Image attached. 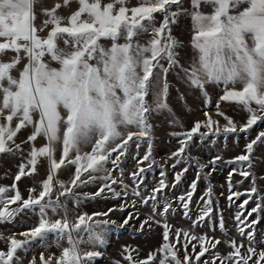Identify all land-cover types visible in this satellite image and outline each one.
Masks as SVG:
<instances>
[{"label":"snow or ice","instance_id":"1","mask_svg":"<svg viewBox=\"0 0 264 264\" xmlns=\"http://www.w3.org/2000/svg\"><path fill=\"white\" fill-rule=\"evenodd\" d=\"M72 3L77 8L68 17L58 15ZM42 4L43 0H0V154L21 157L12 185L0 186V224L13 223L21 215L36 217L25 231L6 239L0 233L7 245L0 249V264H23L20 254L36 243L45 251L53 247L57 251L47 256L42 251L28 264H95L103 255L97 248L107 243L109 227H134L145 206L150 212L136 231L155 224L162 229V242L142 259L133 257V251L139 254L137 249L125 246L121 256L127 264H264V248H259L264 237L257 239L254 226L259 220L253 217L264 214V196L255 179L234 216L239 242L228 235L222 216L218 227L227 239L194 231L197 227L215 231L211 187L195 219L190 204L198 181L174 198L183 218L190 221L188 228L175 229L169 217L177 207L164 199L165 189L174 184L167 182L166 173L161 171L150 194L141 190L144 174L156 163L151 120L155 113L171 111L167 103L171 73L198 89L206 108L211 103L206 86L220 87L215 114L226 122L222 125L205 110V120L195 121L190 130L172 132L179 144L169 157L174 160L172 169L194 164L199 177L208 165L188 155L194 138L227 139L264 123V0H190V10L183 8V0H138L133 5L129 0H62L52 8ZM37 5L44 17L39 25ZM157 14L162 17L158 26ZM181 15L189 16L192 25L193 56L187 66L180 63L181 43L171 27ZM145 36L149 38L142 43ZM222 102L245 112L246 122L238 127L220 110ZM172 124L183 127L175 119ZM28 129L29 135L18 143V135ZM40 140L44 143L37 146ZM258 143H264V130L245 145L244 154L228 161L237 165L232 173L249 179L250 157ZM22 144L27 145L26 153ZM142 144L146 151L136 170L128 173L130 186L125 183L122 157L131 145L139 149ZM220 159L208 162V174ZM45 162L46 178L39 187H30L25 198L18 182L37 174L38 165ZM68 170L70 178L60 179ZM187 171L185 166L175 172V183ZM232 173L230 202L241 196L232 191ZM97 184L94 193L77 191ZM97 198L118 203L106 211H85V201ZM250 201L255 206L245 208ZM117 212L124 215L120 223L111 219ZM222 243L231 249L227 254L219 252ZM177 244L183 249L182 258ZM206 254L210 255L202 259Z\"/></svg>","mask_w":264,"mask_h":264},{"label":"rangeland","instance_id":"2","mask_svg":"<svg viewBox=\"0 0 264 264\" xmlns=\"http://www.w3.org/2000/svg\"><path fill=\"white\" fill-rule=\"evenodd\" d=\"M137 2L130 0L129 5L136 4ZM57 3H62V0H43L42 6L45 8H52ZM76 8V3H72L70 8L62 7L59 9L58 15L64 16L66 18ZM183 8L190 10V0H183ZM204 11H208V9L205 8ZM43 19L44 17L42 16V20ZM161 19L162 17L157 14V26L159 25ZM171 27L172 35L181 43V46L177 49L180 63L187 66L186 62H189L193 56V50L191 48V19L189 16L181 15L177 18V22ZM148 38L149 37L147 36L143 37L141 42L143 43ZM249 44H251V40H249ZM52 66H55V64L53 63ZM168 81L169 93L167 97V103L171 111L164 110L159 113H155L151 120L154 126L152 158L156 163L144 174L146 178L141 190L146 194H150L151 187L155 185L161 178V171L166 173L167 182L170 185L174 184V187L165 189L166 195L164 196V199L171 200L174 206L177 207V213L169 217V223L173 225L175 229L188 228L190 221L183 218L182 210L178 206V201H176L174 198L189 191L191 183L193 181H198L197 189L193 195L192 203L190 204V208L192 210L191 215L193 216V219H195L196 215H198V209L201 207L202 198L206 196L209 187H211L215 210L214 216L217 217V220L213 225L215 227V231L213 233L207 227H197L194 229V231L198 234H204L207 232L209 235H215L216 238H220L222 240L227 239V237L219 230L218 227V218L222 216L225 221V227L227 229L228 235L236 238L239 242L241 238L239 237V234L235 228L234 216L237 212V205L247 198L244 194L250 189L251 181L253 179L256 180V185L260 190V196H264V143H258L254 146V151L250 157L253 166L252 168L248 169V171H250L252 174L249 179L245 180L238 173H232L233 168H236L237 165L228 163V161L233 160L234 157L240 154H244L245 145L252 139H255L259 131L264 130V123H261L259 126H254V128L247 134L240 133L238 136L236 134H230L227 139H225L223 136L210 137L208 140L201 142L199 139L194 138L193 143H191L188 149V155L194 160L208 165V167L204 169V173L200 174L199 177L194 164L191 166L177 165L176 169H172L170 165L174 162V160L169 159V157L171 153L176 151L179 147L177 138L171 135L172 132L190 130L193 127L195 121H203L206 119L203 115L205 110L209 111L210 115H212V118L214 120H219L222 125L226 122L222 117L215 114V103L219 95L222 94L220 87L215 85L206 86L209 97L211 98V103L206 108L205 97L198 89L191 88L175 73H171L169 75ZM220 110L225 112L227 116L231 117L235 122H237L238 127L239 125L246 122L247 114L243 111H240L235 105L229 106L222 102ZM174 119L177 120L179 124L183 125V127L181 128L173 125L172 121ZM201 131H204V129ZM24 132L25 131L22 130L18 135V143L25 139L23 134ZM26 146L27 145L22 144V148H25ZM145 151L146 145L142 144L139 149H137L135 145H131L126 156L122 157L123 163L121 167L125 174V183L129 184L130 186H132V180L130 176H128V173L136 170L137 160L144 155ZM217 156L221 157V159L216 161V170L208 174L209 169L211 168V165L208 164V162L215 159ZM20 163L21 157L19 153L16 155L0 154V186L12 185L15 174L18 173V166ZM185 166H188V171L183 174L179 183H175L174 173ZM230 173H232V191L241 193L239 199L233 197L232 202L227 199L228 195L230 194L228 187V177ZM70 175L71 170L62 171L59 178L62 180H68ZM113 175H118V173H113ZM45 178L46 175L40 180L37 179L38 181L34 180L35 174L30 177H22L21 181L18 182V187L22 195L27 198L29 194L28 189L33 186L39 187L40 182ZM97 187L98 184L83 187L77 189V191L79 193H94L97 190ZM117 190H119L118 187ZM258 198L259 197H257V199ZM117 203L118 201L111 198H97L96 200L85 201L83 208L89 213L94 211H106L108 208L115 206ZM254 206L255 204L250 201V203L246 205L245 208L250 209ZM13 207H15V205ZM131 210L135 211V209ZM149 212L150 209L147 206L142 208L140 221L145 219ZM253 217L259 220V223L254 226V231L256 233L257 239H260L264 237V214L258 215L254 213ZM111 219L117 221V223H120L124 219V215L117 212L115 215L111 216ZM35 220V216L29 218V216L21 215L20 217H17L13 223L0 224V233H3L4 238L6 239L14 232L18 233L27 230L35 222ZM140 221L133 222L134 227L131 228L126 226L125 228L120 229L117 228L116 225L110 226L106 233L107 243L103 246H98L97 248V250L101 251L103 255L97 258L95 264H113V261L116 260L121 261V264H127L126 261H123L121 256V252L125 246L138 250V255L136 251L132 252L133 257L136 259L146 258L150 252L156 250L162 242V229L159 226L153 224L151 229H148L146 226L147 230L138 232L136 229L139 227ZM17 239H22V237L17 236ZM6 247L7 245L4 240H0V249H6ZM176 247L180 249V255L182 258L183 249L181 245L177 244ZM217 247L222 255L231 251V249L224 243L218 245ZM259 248H264V244L259 245ZM198 250L199 249L197 248V251ZM42 251L44 252L45 256H47L49 251L56 252L57 250L53 247L49 251H45L38 243L33 244L31 249L20 254L23 264H28L29 260L33 256L38 258ZM189 252L191 253V245L189 246ZM191 255L194 257L195 253H191ZM209 255L210 254H206V256L202 259H207Z\"/></svg>","mask_w":264,"mask_h":264},{"label":"crops","instance_id":"3","mask_svg":"<svg viewBox=\"0 0 264 264\" xmlns=\"http://www.w3.org/2000/svg\"><path fill=\"white\" fill-rule=\"evenodd\" d=\"M130 1V0H129ZM134 1H136L137 2V0H134ZM40 8H41V5H37V15H38V19H37V21H36V23H37V25H39L40 23H41V21H42V15L40 14ZM25 132L23 133L24 134V136H25V139H26V137L29 135V133H30V131H31V129H28V130H24ZM42 143H44V141L43 140H40V141H38L37 142V146H39L40 144H42ZM25 149V153L27 152V146L24 148ZM17 159V158H16ZM14 161H16V160H14ZM14 165H15V162H14ZM46 175V162L44 163V165H38V172H37V174H35V179L34 180H37V179H41V178H43V176H45ZM38 181V180H37Z\"/></svg>","mask_w":264,"mask_h":264}]
</instances>
